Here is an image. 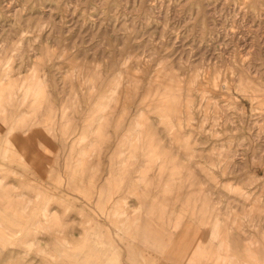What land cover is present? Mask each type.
<instances>
[{
	"label": "rangeland",
	"instance_id": "1",
	"mask_svg": "<svg viewBox=\"0 0 264 264\" xmlns=\"http://www.w3.org/2000/svg\"><path fill=\"white\" fill-rule=\"evenodd\" d=\"M0 264H264V0H0Z\"/></svg>",
	"mask_w": 264,
	"mask_h": 264
},
{
	"label": "crops",
	"instance_id": "2",
	"mask_svg": "<svg viewBox=\"0 0 264 264\" xmlns=\"http://www.w3.org/2000/svg\"><path fill=\"white\" fill-rule=\"evenodd\" d=\"M23 156H25V157H28L27 156V151H25V153L23 154ZM38 161H39V164L41 165V166H43V163H44V158L41 156H39L38 158H36Z\"/></svg>",
	"mask_w": 264,
	"mask_h": 264
}]
</instances>
